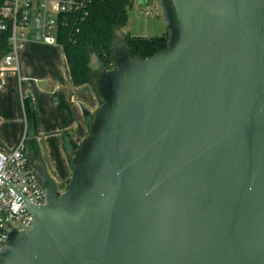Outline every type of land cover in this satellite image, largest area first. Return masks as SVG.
<instances>
[{
	"label": "water",
	"instance_id": "water-1",
	"mask_svg": "<svg viewBox=\"0 0 264 264\" xmlns=\"http://www.w3.org/2000/svg\"><path fill=\"white\" fill-rule=\"evenodd\" d=\"M157 1L166 48H115L66 188L33 163L46 202L0 264H264V0Z\"/></svg>",
	"mask_w": 264,
	"mask_h": 264
},
{
	"label": "crops",
	"instance_id": "crops-1",
	"mask_svg": "<svg viewBox=\"0 0 264 264\" xmlns=\"http://www.w3.org/2000/svg\"><path fill=\"white\" fill-rule=\"evenodd\" d=\"M1 62V147H13L22 134V99L30 96L37 119L36 127L30 128V137L35 135L40 148L35 163L42 165L56 183L59 180L67 184L73 168L72 144H80L91 126L90 115L84 114L82 104L94 110L100 104L99 96L91 84L73 82L65 50L59 43L30 39L12 66H2Z\"/></svg>",
	"mask_w": 264,
	"mask_h": 264
},
{
	"label": "built area",
	"instance_id": "built-area-1",
	"mask_svg": "<svg viewBox=\"0 0 264 264\" xmlns=\"http://www.w3.org/2000/svg\"><path fill=\"white\" fill-rule=\"evenodd\" d=\"M86 0H0V31L11 25L10 50L1 61L10 67L27 40L58 43L59 16L85 6ZM161 9L155 7L154 14ZM149 14V11H147ZM24 99V98H23ZM22 99L23 110L24 102ZM25 113V111H24ZM28 127L15 145L0 147V248L13 226L30 229L34 215L28 204L39 206L47 194L27 156Z\"/></svg>",
	"mask_w": 264,
	"mask_h": 264
},
{
	"label": "trees",
	"instance_id": "trees-1",
	"mask_svg": "<svg viewBox=\"0 0 264 264\" xmlns=\"http://www.w3.org/2000/svg\"><path fill=\"white\" fill-rule=\"evenodd\" d=\"M133 0H86L85 6L77 10L62 13L59 16L58 43L65 50L71 77L76 85L91 84L100 102L102 98L98 92V68L91 63V49L100 63V69L111 68L118 32L128 23V6ZM11 25L0 31V58L10 50ZM165 36H140L130 32L123 33V43L132 49L135 55L148 57L166 48ZM24 111L27 118L28 141L27 155L33 164L40 155L38 141L34 134L30 137V128L37 124L36 111L30 96L23 99ZM89 118L92 122V116ZM80 144H72L75 149Z\"/></svg>",
	"mask_w": 264,
	"mask_h": 264
},
{
	"label": "rangeland",
	"instance_id": "rangeland-1",
	"mask_svg": "<svg viewBox=\"0 0 264 264\" xmlns=\"http://www.w3.org/2000/svg\"><path fill=\"white\" fill-rule=\"evenodd\" d=\"M155 7L160 8L157 0H133V4L128 6V23L118 32V43L116 47L123 43V33L125 32L147 37L162 36L167 33L164 15L162 12L159 15H155ZM147 11H149V14ZM93 60V64L100 71V63L98 59L94 58ZM1 65L7 66L3 61L1 62ZM66 185L67 184L62 185L59 180L57 181V187L59 190H63Z\"/></svg>",
	"mask_w": 264,
	"mask_h": 264
},
{
	"label": "flooded vegetation",
	"instance_id": "flooded-vegetation-1",
	"mask_svg": "<svg viewBox=\"0 0 264 264\" xmlns=\"http://www.w3.org/2000/svg\"><path fill=\"white\" fill-rule=\"evenodd\" d=\"M165 36H166V37L168 36V32L165 34ZM36 164H38V163H36Z\"/></svg>",
	"mask_w": 264,
	"mask_h": 264
}]
</instances>
